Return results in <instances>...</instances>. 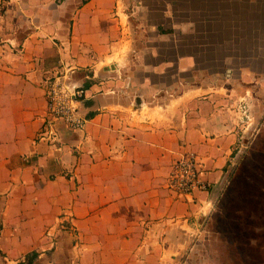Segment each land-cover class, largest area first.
<instances>
[{"label":"crops","instance_id":"1","mask_svg":"<svg viewBox=\"0 0 264 264\" xmlns=\"http://www.w3.org/2000/svg\"><path fill=\"white\" fill-rule=\"evenodd\" d=\"M152 1L0 0V264H182L183 253L193 264L247 144L240 113H254L258 97L249 82L263 75L201 77L216 73L214 56L167 42L171 3ZM231 8L205 0L191 15ZM64 71L88 90L87 123L78 132L53 120L58 149L41 132L49 81ZM190 153L211 187L180 197L169 170Z\"/></svg>","mask_w":264,"mask_h":264},{"label":"rangeland","instance_id":"2","mask_svg":"<svg viewBox=\"0 0 264 264\" xmlns=\"http://www.w3.org/2000/svg\"><path fill=\"white\" fill-rule=\"evenodd\" d=\"M203 2L205 0H169L171 4L167 29L170 31L163 33L162 37L167 42L179 38L186 45L194 46L203 61L209 57L215 58L214 75L202 74L197 70L194 77L186 79L194 81L195 77L202 74L201 77L209 80L215 77L219 85L220 81L238 83L236 77L245 71H257L263 77H259L257 82H249L256 84L254 86H257L258 97L257 107L248 119L240 113L244 125L251 123L245 138L247 144L241 146L240 159L236 161L227 180L217 212L206 228V239L198 242L193 264H208V260L209 264H264V24L262 26L259 17H256L259 16L257 9L264 8V0H231V15L226 17L191 15V10L197 9ZM152 3L155 5L159 2L153 0ZM176 4L184 11V16L180 18L174 15ZM172 6L175 8L171 9ZM242 9H246L242 12L247 17L240 18ZM153 17L149 19L155 21ZM180 19L184 20V24L183 31L178 34L176 20ZM151 20L149 23H152ZM240 21L244 22L242 26ZM151 37L157 39L153 34ZM115 60L116 56L108 59V62ZM203 66L204 71L212 68L206 63ZM179 259L183 260L182 264H186L189 257L183 253Z\"/></svg>","mask_w":264,"mask_h":264},{"label":"built area","instance_id":"3","mask_svg":"<svg viewBox=\"0 0 264 264\" xmlns=\"http://www.w3.org/2000/svg\"><path fill=\"white\" fill-rule=\"evenodd\" d=\"M65 71L53 75L47 87L46 110L50 121L41 132V139L60 148L59 135L52 122L63 120L72 131L82 132L87 119L79 111L80 103L87 97V88L72 85ZM168 187L180 197H189L197 191H207L211 183L203 176L202 163L194 153L176 159L169 170ZM55 240V239H54ZM56 242V241H55Z\"/></svg>","mask_w":264,"mask_h":264},{"label":"flooded vegetation","instance_id":"4","mask_svg":"<svg viewBox=\"0 0 264 264\" xmlns=\"http://www.w3.org/2000/svg\"><path fill=\"white\" fill-rule=\"evenodd\" d=\"M247 109H249V107H247ZM248 112L246 113V118H249V114L251 113L249 110H247Z\"/></svg>","mask_w":264,"mask_h":264}]
</instances>
